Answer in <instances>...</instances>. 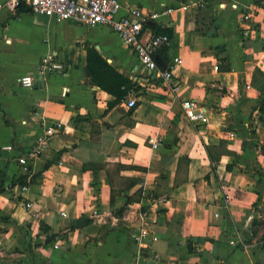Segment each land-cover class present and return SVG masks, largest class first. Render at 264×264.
Wrapping results in <instances>:
<instances>
[{"label":"crops","instance_id":"0c3cea01","mask_svg":"<svg viewBox=\"0 0 264 264\" xmlns=\"http://www.w3.org/2000/svg\"><path fill=\"white\" fill-rule=\"evenodd\" d=\"M6 1L0 0V212L16 225L0 221V264H264V224L251 227L254 219L264 222V151L253 144L264 145V94L253 85L257 71L264 75V2L120 0V15L133 7L157 14L144 23L145 37L170 32L169 46L155 53L161 70L182 59L170 88L144 71L109 27L36 15L26 6L11 11ZM90 47L136 85L135 107H127V94L107 111L113 97L85 72ZM47 55L65 71L37 73ZM26 74L34 79L30 88L20 84ZM186 99L205 106L207 123L184 116ZM56 124L26 176L18 153ZM220 142L237 158L222 154L212 163L204 145ZM7 145L13 150L1 149ZM129 179L138 181L127 189ZM137 191L139 199L115 215L123 195ZM81 217L91 222L71 228ZM145 223L157 240L138 244L132 235ZM249 226L256 233L247 242Z\"/></svg>","mask_w":264,"mask_h":264},{"label":"built area","instance_id":"2783aa9c","mask_svg":"<svg viewBox=\"0 0 264 264\" xmlns=\"http://www.w3.org/2000/svg\"><path fill=\"white\" fill-rule=\"evenodd\" d=\"M5 6L13 11L20 6H26L33 14L45 17H54L62 21H74L89 27L106 26L116 32L122 42L134 53L136 60L144 71L160 78L163 84L171 88L173 73L182 64V59L173 58L169 66L161 70L155 59V53L165 49L170 44V37L167 34H151L144 36L143 27L147 19H155L157 14L152 13L145 16L140 8H128L125 14L120 15V0H7ZM171 12V9H167ZM250 15L243 16L244 21H248ZM37 73L45 74L50 72L65 71V64L52 59L50 55L44 56L39 62ZM33 76L23 75L20 84L30 88L33 85ZM128 92L127 107H135L136 99ZM184 116L193 124H205L208 116L204 105L186 99L181 103ZM60 124L44 129L43 133L36 138L35 144L27 152H20L17 155V162L26 174L30 172V163L35 162L47 148L50 137L59 129ZM231 136L234 134L230 133ZM151 148L157 150L159 141L152 139ZM2 150H13V146L7 145ZM27 208L32 207V203L25 204ZM63 216H66L62 212ZM133 240L138 244L146 242L147 239L157 240V235L153 231V225L145 223L139 227L132 235Z\"/></svg>","mask_w":264,"mask_h":264},{"label":"trees","instance_id":"16d2710c","mask_svg":"<svg viewBox=\"0 0 264 264\" xmlns=\"http://www.w3.org/2000/svg\"><path fill=\"white\" fill-rule=\"evenodd\" d=\"M263 0H253V3L262 5ZM205 8L209 11L210 16L209 20L210 23L213 21V16H212V5L211 3H206ZM29 9V8H28ZM197 33H201V31L197 28L196 29ZM169 31L166 29L160 30L155 34H167L169 36ZM215 49H219L216 47ZM230 67L228 66L227 69ZM85 72L86 75L89 79V83L91 85L99 87L101 90L107 92L110 94L113 99L111 101L107 102V111L113 108L115 105H117L120 101H122L130 92L131 90H134L136 85L129 79L127 74L120 73L118 72L110 63L107 62V60L93 47L88 48L87 50V60H86V67H85ZM258 73V78L253 79V85L256 89H258L261 93L264 94V75L260 72L257 71ZM259 108L264 110V102H261L259 105ZM252 134V132H251ZM254 145L260 146L261 150L264 151V145H261L258 141L253 142ZM226 143L225 142H220L218 146H212V145H204L206 154L209 158V160L212 163H215L222 154H232L236 155L235 153L230 152L226 148ZM237 158V156H235ZM102 165H88V164H83V169H100L102 168ZM227 168H231V165L227 166ZM27 174V173H26ZM25 174V175H26ZM27 176V175H26ZM24 179V178H23ZM23 179L20 177L18 179L20 184H24ZM137 179H129L128 187H132L137 183ZM3 191V187H0V192ZM141 195V191H137V196H127L126 194L124 196V202L118 209H116L113 213L117 216H121L123 211L125 210L126 206L131 203L132 201H135L139 199ZM114 190H113V195L111 196V206H114ZM0 221L3 223H12L13 225H16L13 221L10 220L9 217L4 216L0 212ZM91 222L90 219L81 217L77 220H74L71 222V228H76L79 226H85L88 225ZM182 222V221H181ZM261 223L264 224V222H259L257 220H252L251 221V227L258 226ZM18 228V227H17ZM250 226L246 230L245 239L246 241H250L251 237L255 235L256 231L251 232L249 234ZM261 241H264V233L260 238ZM260 264V263H257Z\"/></svg>","mask_w":264,"mask_h":264},{"label":"water","instance_id":"95a60500","mask_svg":"<svg viewBox=\"0 0 264 264\" xmlns=\"http://www.w3.org/2000/svg\"><path fill=\"white\" fill-rule=\"evenodd\" d=\"M157 60V59H156ZM159 63V61H157ZM140 262H143V264H158L156 261L154 260H148V261H144L142 258L140 259ZM33 264V263H32Z\"/></svg>","mask_w":264,"mask_h":264},{"label":"rangeland","instance_id":"374dc122","mask_svg":"<svg viewBox=\"0 0 264 264\" xmlns=\"http://www.w3.org/2000/svg\"><path fill=\"white\" fill-rule=\"evenodd\" d=\"M263 2H264V0H263ZM116 192H117V191H116V190H114V194H116Z\"/></svg>","mask_w":264,"mask_h":264}]
</instances>
